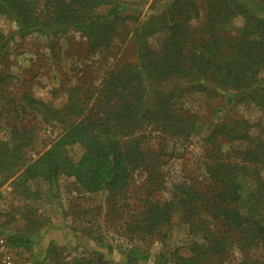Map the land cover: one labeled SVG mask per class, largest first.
Masks as SVG:
<instances>
[{"label":"trees","instance_id":"1","mask_svg":"<svg viewBox=\"0 0 264 264\" xmlns=\"http://www.w3.org/2000/svg\"><path fill=\"white\" fill-rule=\"evenodd\" d=\"M0 17L15 25L0 29V188L11 181L25 202L30 183L53 192L64 176L83 194L115 201L142 174V205L127 234L143 240L179 218L192 239L171 264H264V0H0ZM68 33L94 54L127 40L134 59L114 64L96 86L66 89L60 108L34 98L25 82L12 93L7 59L17 38ZM195 95L261 116L204 123L183 109ZM43 127L61 131L34 152ZM192 138H200L203 185L174 183L167 201L152 199L166 182L161 144ZM27 213L25 232L5 233L12 250L29 251L40 227ZM138 251L118 264H136ZM41 258L35 264H109L98 253L68 259L54 242Z\"/></svg>","mask_w":264,"mask_h":264},{"label":"rangeland","instance_id":"2","mask_svg":"<svg viewBox=\"0 0 264 264\" xmlns=\"http://www.w3.org/2000/svg\"><path fill=\"white\" fill-rule=\"evenodd\" d=\"M135 1L140 3V0ZM200 21L201 18L191 24L197 25ZM241 22L240 18L236 19L234 26H239ZM0 29L8 33L15 29V25L6 17H0ZM133 59L134 49L127 40L94 54L87 49L84 38L78 33H68L52 37L30 35L24 39L17 38L7 60L11 73L17 79L12 93H16L25 82L23 86L30 89L34 98L60 108L66 99V89L77 85L84 88L96 86L114 64ZM221 103V99L203 95L191 96L182 102L185 112L197 114L204 123H222L229 118L255 120L261 116L253 108L243 105L224 107ZM60 131V127H43L35 141L34 152L42 151ZM3 135L0 132V137ZM199 140L192 138L161 144L166 164L162 178L165 177L166 182L163 190L156 192L152 199L167 201L173 193L174 183L187 181L203 185ZM228 145L225 143V149ZM70 155L77 160L79 149L73 147ZM143 182L144 176L135 173L122 199L112 201L104 194H83L72 179L62 176L53 192L43 183H30L28 191H31V196L25 202L15 192L14 184L6 182L0 188V235L25 232L26 221L22 212L28 211L27 214L41 224L30 232L33 239L30 250H18L16 253L22 264H35L41 260L50 242L61 248L68 259L93 257L98 253L109 264H118L123 262V253L127 254L135 247L141 253V257L135 260L136 264H171L174 251L187 255V247L192 239L188 226L182 224L179 218H174L170 225L160 227L153 236L143 240L125 231L129 215H134L141 208L138 198ZM234 254L239 257L236 251ZM143 255L146 259L142 258Z\"/></svg>","mask_w":264,"mask_h":264},{"label":"built area","instance_id":"3","mask_svg":"<svg viewBox=\"0 0 264 264\" xmlns=\"http://www.w3.org/2000/svg\"><path fill=\"white\" fill-rule=\"evenodd\" d=\"M17 251L12 250L6 237L0 235V264H22L16 257Z\"/></svg>","mask_w":264,"mask_h":264}]
</instances>
